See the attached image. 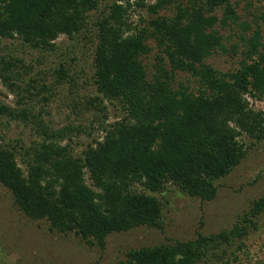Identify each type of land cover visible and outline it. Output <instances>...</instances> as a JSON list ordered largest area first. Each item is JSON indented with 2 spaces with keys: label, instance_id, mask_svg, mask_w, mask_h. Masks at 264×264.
I'll return each mask as SVG.
<instances>
[{
  "label": "trees",
  "instance_id": "trees-1",
  "mask_svg": "<svg viewBox=\"0 0 264 264\" xmlns=\"http://www.w3.org/2000/svg\"><path fill=\"white\" fill-rule=\"evenodd\" d=\"M132 5L152 14L172 5L174 12L128 35L131 28L124 18ZM96 8L97 0H0V45L14 39L50 50L60 35H77ZM218 8L223 9L220 19L213 14ZM109 9L98 25L93 84L103 98L119 101L126 116L105 129L100 141L76 156L68 143L62 144L66 132L55 133L38 116L0 104V116L34 122L42 137L18 146L0 135V184L15 206L32 220L46 221L50 231L72 233L100 249L113 233L143 226L160 229L159 203L134 190L135 185L156 193L172 182L189 196L212 200L214 182L245 154L238 138L244 134L264 140V111H254L247 101L264 98V34L258 25L264 24V5L253 20L254 29L240 21L230 0H115ZM217 25L239 27L240 46H230L239 56L238 68L228 73L204 63L217 50L225 51ZM149 39L164 56L150 81L141 62ZM13 68V63L2 62V71ZM179 72L195 79L194 92L183 84L174 87L173 75ZM263 211L260 199L248 213L254 219ZM243 233L235 226L194 241L131 250L119 264H197Z\"/></svg>",
  "mask_w": 264,
  "mask_h": 264
},
{
  "label": "rangeland",
  "instance_id": "rangeland-1",
  "mask_svg": "<svg viewBox=\"0 0 264 264\" xmlns=\"http://www.w3.org/2000/svg\"><path fill=\"white\" fill-rule=\"evenodd\" d=\"M114 1L97 0V8L88 13L83 29L73 38L60 35L50 50L34 49L14 39H3L0 45V104L17 113L38 116L43 126L55 133L66 132L68 137L62 144L68 143L76 156H81L94 141H100L105 129L126 116L119 101L103 98L93 84L98 25L109 16ZM230 4L240 21L254 29L253 20L263 12V2L230 0ZM173 12L172 5L157 14L132 5L124 18L131 28L127 34L147 28L157 16L169 17ZM222 13V8L213 12L218 19ZM258 25L264 34V24L259 21ZM238 28L216 26L225 51L217 50L204 61L206 65L219 73L238 68L239 56L230 51V46H240ZM146 44L149 52L141 62L150 81L164 56L154 40L149 39ZM3 61L14 64L12 72L2 71ZM6 77L9 80H4ZM173 80L174 87L183 84L193 92L197 89L195 79L187 73H176ZM247 101L254 111H264V98ZM35 129L29 120L25 124L21 118L0 116V135L5 143L29 146L39 142L42 137ZM67 131H71L70 136ZM238 142L245 154L226 176L214 182V199L203 201L189 196L172 182L165 183L156 193L135 185L134 190L159 203L160 229L143 226L113 233L102 249L87 246L72 233L50 231L44 220L26 217L0 184V264H119L131 250L194 241L199 235L227 233L235 226L244 229L243 236L197 264H264V211L254 219L248 213L255 201L264 199V140L256 142L242 134ZM17 163L26 171L18 154ZM85 181L90 186L87 175Z\"/></svg>",
  "mask_w": 264,
  "mask_h": 264
}]
</instances>
